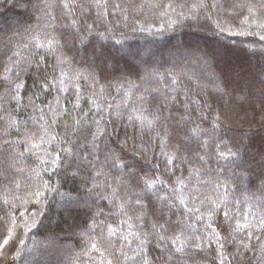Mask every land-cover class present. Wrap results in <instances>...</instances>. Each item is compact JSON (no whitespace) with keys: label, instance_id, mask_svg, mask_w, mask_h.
Wrapping results in <instances>:
<instances>
[{"label":"trees","instance_id":"trees-1","mask_svg":"<svg viewBox=\"0 0 264 264\" xmlns=\"http://www.w3.org/2000/svg\"><path fill=\"white\" fill-rule=\"evenodd\" d=\"M170 2L175 10L159 6ZM75 3L80 7L71 12L60 0H0V242L12 237L0 250V264H99L100 256L90 244L97 240L101 251H111L109 241L115 243L118 237H110L109 231L119 234L124 218L119 205L131 215L128 205L135 207L134 194L144 186L141 178L149 176L171 184L201 168L207 173L201 179L211 182L201 186L205 197H222L223 190L213 188L217 181L226 182L229 201L258 207L264 196V40L256 33L264 35V30L242 21L247 16L249 24L264 22V0H106L107 15L105 0H99V8L97 0ZM117 3L124 11L114 9ZM201 3L207 7H198ZM88 25L93 34L82 44L77 29ZM16 52L20 55L14 56ZM41 84L54 86L43 91ZM185 94L201 101L193 115H207L202 127L210 128L220 116L221 127L201 137L206 145L185 142L194 125L181 121L186 113L171 103L172 96L182 101ZM141 96L150 103L141 104ZM165 96L162 116L171 118L156 123L151 132L139 131L141 123L153 119L155 106L166 103ZM81 117L82 124L75 125ZM161 128L167 135L161 131L158 140ZM92 134L100 137L98 149L92 146ZM221 140L238 151V157L217 159L214 145ZM32 144L39 147L26 152ZM197 153L207 154L206 161L196 159ZM57 154L60 159L53 163ZM182 156L191 163L170 178L167 169L173 165L168 161L180 163ZM98 170L103 173L99 177ZM45 185L59 194L46 191ZM37 187L38 204L29 191ZM168 194L161 186L141 202L149 222L155 219L153 209L167 211L157 197ZM245 197L252 199L245 204ZM206 207L201 210L206 212ZM34 212L38 214L32 216ZM181 219H188L187 214L171 215L173 226L164 232L166 237L180 234L175 222ZM213 220L214 226L223 225L222 215ZM98 221H104L102 231L94 230ZM192 226L203 231V224ZM219 230L233 239L229 225ZM246 241L243 233L236 234L233 245ZM233 245H227L229 252ZM168 254L161 255L154 245L148 248L150 264H172ZM177 255L179 264H212L215 250L205 245L202 253ZM105 257L115 264L108 252Z\"/></svg>","mask_w":264,"mask_h":264},{"label":"snow or ice","instance_id":"snow-or-ice-1","mask_svg":"<svg viewBox=\"0 0 264 264\" xmlns=\"http://www.w3.org/2000/svg\"><path fill=\"white\" fill-rule=\"evenodd\" d=\"M60 6L64 9L74 12L76 8L80 7V5L75 3L73 0L72 3L65 2V0H60ZM153 7H157L158 5H152ZM161 7H169L175 10L174 5L170 2L167 5H159ZM96 7H101L99 0H97ZM114 9H120L124 11L120 4H114ZM183 7V5H181ZM198 7L206 8L207 5L201 3ZM212 7H217L214 3ZM248 11L250 15L254 16L252 11V7H248ZM107 6L105 0L104 6V15H107ZM114 14V13H113ZM99 15V14H98ZM183 16V13H180ZM264 15V13H262ZM188 19L189 17H184ZM127 19V16H125ZM73 24L76 23L75 20L72 21ZM243 24H248L249 27H252L253 24L257 29L264 30V22H256L253 20L252 24H249V18L246 16L242 21ZM93 26L88 25L86 30L77 29L78 38L80 42L85 43L88 38L93 34ZM144 29H141L143 31ZM240 35H251V32L245 33L240 32ZM259 35L261 40H264V35ZM102 38H107L103 33L100 34ZM117 44L120 43L119 40L116 41ZM26 47V46H25ZM40 45H37L39 48ZM52 52H55V48H51ZM14 56H19L20 53L16 52L13 54ZM34 55V54H33ZM39 67V64H37ZM78 78H83L78 77ZM63 83V81H61ZM178 81L175 77H173L171 81V85L177 84ZM54 85L49 84H41L39 87L43 91H48L50 87ZM22 87V85H21ZM141 104L150 103L145 100L143 96L138 98ZM168 97L165 96L166 103L157 104L155 106V112L153 113V119L147 120L146 124L141 123L139 125L138 130L142 133L147 129L149 132L154 130L155 124L160 122L162 119L166 122L170 119L169 116H162L163 110L167 107ZM171 103L176 104L178 108H182L186 115L182 116L180 119L185 124L194 125L193 127L188 128L187 133L185 135V142H201V137L208 136L210 134H214L216 130L221 127L220 116L217 115L212 121L210 128L202 127V123L208 120L207 115L200 111L197 115H193L201 105V101L190 97L185 94L184 99L181 101L177 96L171 97ZM109 107H111L109 105ZM205 107H210V105H205ZM65 113L67 114V109H65ZM85 116L88 113L84 114ZM131 119V118H129ZM83 118H78L75 121V125L79 126L82 124ZM96 126L99 127V121H96ZM75 130V129H74ZM163 131L165 135H167V131L164 128H161L157 131V139H160V132ZM103 135V134H101ZM99 136L96 134H92V146L93 148L98 149L99 144L97 141L99 140ZM41 139H43L41 137ZM206 141L201 142V145H206ZM223 145V147H222ZM39 145L32 144L31 148H26V152L31 153L32 148H37ZM215 154L217 159L228 160L231 158L238 157V151H232V148L227 144L226 141L221 140L219 144H215ZM64 151H69L68 149H64ZM179 146H177V152H179ZM20 155H24V153H20ZM205 155L196 154V159L199 161H206ZM60 159L59 155L54 158L53 163ZM107 159V157H106ZM180 163H176L174 160L168 161L169 164H172L173 167L167 169V171L171 176L175 175L176 171H179L181 165L185 163H191V161L187 157H179ZM159 168V165H157ZM103 173L101 171L96 172V176L99 177ZM206 171H202L201 168H194L189 172L188 177H181L175 179L171 184H168L165 181H157L153 177L141 178L143 180V189L139 192H136L135 201L136 205L129 204L128 207L132 209V214L130 215L128 211H125V205L120 204L119 209L120 213L123 215V219H120L119 224L121 225V230L119 234L114 231H109L110 237H118L116 242L113 243L111 240L109 241V248L106 247L104 251H101L100 247H98L99 241L93 240L90 244V248L97 252L100 256L99 264H114V260L112 258H106L105 252H108L109 257H113L115 259V264H122V261H132L133 264H150L148 260V248L149 246L154 245L156 249H158L163 255L165 252H168V261L172 262V264H179V259L177 254H187L188 250H195L196 252L202 253L205 249V245L208 248H213L215 250V256L213 257L212 264H264V196H262L258 200V207L255 205H251L247 208L242 206V202L239 199H234L232 201L228 200L229 194V185L225 183H217L214 185L213 190L217 193H220L223 190V196H218L217 199L213 200L211 197H205L201 192V186L208 185L211 182L207 180H202L201 177L206 175ZM39 176V173H37ZM264 175V173H262ZM195 177L196 183H192V178ZM164 187L168 190V196L166 197H157L158 200L163 201L164 208L167 211L161 209L159 212H156L153 209L152 215L155 217L154 220L149 222L146 219V213L143 211L145 205L141 203L144 199L150 198L155 194L156 190L159 187ZM191 186V187H190ZM19 187V185H17ZM110 187V186H108ZM242 187L245 191H248L247 185L242 183ZM46 191L56 192L59 194L58 189L55 187H51L49 185H45ZM31 191V196L36 199V203H40L41 197V189L37 187L34 191ZM260 191L264 193V185L261 186ZM113 195H115V190H113ZM20 199L24 203L30 202L29 199L25 197H20ZM105 200H109L108 197H104ZM252 197H245L244 202L247 204ZM198 205V206H197ZM207 206V207H206ZM206 207V212L202 211V208ZM255 208V211L253 210ZM139 210V214L137 213ZM25 211L20 212V216H25ZM38 213H32V216L37 215ZM179 215L180 217H184L187 214L188 219H181L175 222V225L181 226L180 234L176 236H165L164 232H167L169 227L173 226V221L171 220V215ZM216 215H222L223 217V225H229L231 227V232L229 235L232 236V240H227L226 237L221 236L219 227L214 226L215 221L213 217ZM207 217V222H206ZM191 221V222H190ZM35 221H33L34 223ZM193 223L196 225L203 224V231H201L200 227H193ZM234 225V226H233ZM25 227H28L27 219L25 220ZM100 229L101 231L104 228V221H98L94 223V230ZM187 230L188 234L185 235L184 230ZM31 230V229H29ZM243 233L245 237H247L246 242H241L240 244L233 245V240L235 239L236 234ZM99 235V233H98ZM183 237V238H182ZM12 239L11 235L7 238L3 239L0 242V250H2L5 246L9 245V241ZM16 239L19 240L20 245L24 244V240L20 238L19 235L16 236ZM255 241L256 243H252ZM135 243V247L133 244ZM169 244L172 246L169 249ZM218 245V249H215V246ZM227 245H233V250L231 252L228 251ZM131 251V255L128 254V251ZM251 253V255H248ZM86 257H91L89 253L86 251L84 253ZM85 264H88L86 261ZM92 264H96L95 261H92Z\"/></svg>","mask_w":264,"mask_h":264}]
</instances>
